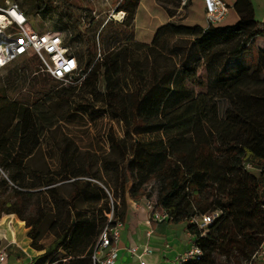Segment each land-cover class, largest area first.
I'll use <instances>...</instances> for the list:
<instances>
[{"label":"trees","instance_id":"trees-1","mask_svg":"<svg viewBox=\"0 0 264 264\" xmlns=\"http://www.w3.org/2000/svg\"><path fill=\"white\" fill-rule=\"evenodd\" d=\"M38 1L40 10L47 11L48 0ZM60 1L68 8L72 2ZM140 1H121L117 11L126 13L121 23L93 19L84 29L83 21L70 13L77 26L74 36L85 43L83 50H72L79 77L85 74L81 82L63 84L41 71L31 56L22 71L36 75L29 87L44 99L28 103L21 93L0 92V217L16 214L26 222L31 246L39 252L26 264H94L108 213L114 206L115 217L124 220L128 197L146 198L168 213L166 220H151L157 232L187 225L203 253L182 264H247L264 243V48L254 61L246 60L250 44L264 35V22L256 18L252 0L236 1L235 24L210 26L177 23L172 20L175 2L158 0L171 19L144 43L134 38L132 28ZM95 22L99 39L89 34ZM15 74L19 77L18 69ZM76 93L87 101H76L85 111L97 99L104 113L122 124V135L113 128L107 135L110 152L118 157L103 155L101 169L94 170L97 162L88 152L78 157L75 140L67 139L64 144L53 141L59 169L50 175L15 163L21 132L30 124L23 120L27 106L38 134L45 137L72 114L59 116L48 103L72 105ZM111 169L114 198L99 182L109 183ZM62 181L73 186L65 202L58 197ZM42 187L56 198L57 208L61 201L67 206L66 216H55L56 234L48 245L40 241L39 231L46 207L31 201V190ZM78 201L89 207L80 208ZM211 214L216 215L206 226L193 221Z\"/></svg>","mask_w":264,"mask_h":264},{"label":"rangeland","instance_id":"rangeland-1","mask_svg":"<svg viewBox=\"0 0 264 264\" xmlns=\"http://www.w3.org/2000/svg\"><path fill=\"white\" fill-rule=\"evenodd\" d=\"M14 1L19 2L23 8L28 11V14L31 16L32 24L39 30L61 31L64 38L70 40L69 42L72 44L73 51L83 50L85 43L80 37L74 36L77 32V26L74 22V17H72L70 13H73L75 17H79L83 21L84 29L93 19L102 21L112 18L121 23L126 17V13L117 11V7L122 0H72L69 8L60 0H48L47 11L40 10L42 2L38 0ZM172 1L175 2L172 5V10L174 11L173 21L201 26L206 25L203 0H193L191 5L183 10H179V0ZM224 1L229 5L230 9L229 14L220 24H235L239 19V13L234 7L237 0ZM252 1L255 7L256 18L264 22V0ZM158 3L160 4L161 2L158 1ZM143 8L145 12L143 10L141 11L139 18L133 23L132 28L134 29V38L144 43H150L157 29L168 21V14L155 5V0H144ZM97 24L98 22H95V24L90 27L89 34L99 39ZM181 41H194V39L183 37ZM261 48H264V35L256 37L250 44L249 51L251 56H246V60L248 59L247 61L249 62L250 60L254 61ZM26 59L27 58L19 59L0 71V92H6L11 97H15L18 93H21L19 98H22L28 103H33L42 96L29 87L30 82L32 83L38 80L36 75L34 73L29 74L26 71H22V66ZM17 69L19 77L15 74ZM201 73L203 76H206V69H201ZM23 75L27 79L26 81L20 79V76ZM61 86L62 84L58 85V87ZM195 88L198 89L197 86H195ZM45 97L48 98V96ZM42 98L44 99V97ZM72 101V105L63 101L48 103L51 110L59 116L66 115L68 112H72V114L67 116L66 119H61L54 128L48 130L49 134L45 137H41L38 134L36 124L30 111L31 107L29 105L27 106V116H24L23 120L25 117L28 118L30 124L25 126V129H23L21 133L20 142L14 159L15 163L20 165L25 164L30 169L50 175L52 171L59 169L58 152L53 141H55L54 143L64 144L67 139L75 140V145L79 147L78 157L85 158V153L88 152L91 161L97 162V165L94 166V170L97 168L101 169L100 160L103 155L108 154L107 157L109 159L118 157L116 152H110L109 144L107 143V135L110 133L111 128H113L118 135H122L124 133L122 124L107 116L102 110V102L97 99L93 100L92 106H87V111H85L84 107L76 103V101L82 104L87 102L85 98L81 97V94L76 93ZM51 137L53 140H51ZM99 174L102 177V173L100 172ZM1 175L5 176L7 172L1 171ZM109 175L110 177L107 178V180H109L108 184H105V181L101 178L99 182L110 191L111 196L114 198V190L112 187L115 184V173L112 169ZM105 176L107 177V175ZM39 190L42 191L38 192ZM72 190L73 186L68 181L58 183V197H61L63 199L62 201L65 202V200L70 197ZM31 191L35 193L31 201H35V203L40 201V203L46 207V218L40 225L39 231L41 233L40 241L48 245L53 241L56 234L55 227H53L55 216L58 214H62L63 217L66 216L67 206L66 203L61 201L62 204L57 208L56 198L46 193L44 187ZM77 204L80 208L89 207V203L86 204V202L78 201ZM55 212L57 214H55ZM26 214L36 215L35 212L31 211H27ZM3 217L8 218L3 219ZM3 217L0 218V247L7 245L11 241L12 238L9 235L11 229L12 232L15 233L17 239V242H13L9 246V250L11 251L9 253L10 258H7L5 264H26L30 262L31 259L37 255L38 251L31 246L32 240L28 236L29 228L26 226L28 229L26 231L23 229V225L19 222L20 218L16 214H7ZM24 225H26V222ZM187 232L190 233L188 229ZM27 237H29L30 240ZM28 240L30 241V245L27 244ZM22 247H27L28 252H24ZM170 247L172 248L171 245L166 246L165 249L169 250ZM188 247V242H186L184 238H179L175 250L178 252ZM170 259L173 260L174 257H170Z\"/></svg>","mask_w":264,"mask_h":264},{"label":"built area","instance_id":"built-area-1","mask_svg":"<svg viewBox=\"0 0 264 264\" xmlns=\"http://www.w3.org/2000/svg\"><path fill=\"white\" fill-rule=\"evenodd\" d=\"M193 0H179V10L191 5ZM206 26L218 25L229 14V5L224 0H203ZM36 56L41 71L50 74L63 84L81 82L85 74L79 77L80 64L72 53V48L59 30L41 31L31 22V16L23 6L14 0H0V71L15 61ZM147 207L151 210L152 219L163 221L168 219L165 210L155 209L152 201L147 199ZM216 214L204 215L201 219H193L201 227L210 223ZM123 220L114 215V206L108 213V221L103 228L93 253L94 264H114L118 243L121 237ZM151 232L148 233L151 236ZM130 252L139 264H148L146 256L154 253V249L146 244L141 249L134 245ZM203 249L193 241L190 247L181 254L177 264L197 260ZM8 257L6 248L0 250V264H5ZM247 264H264V243L255 252Z\"/></svg>","mask_w":264,"mask_h":264},{"label":"crops","instance_id":"crops-1","mask_svg":"<svg viewBox=\"0 0 264 264\" xmlns=\"http://www.w3.org/2000/svg\"><path fill=\"white\" fill-rule=\"evenodd\" d=\"M143 3L144 0H141L137 9L135 22L139 18L141 11L143 10L145 12ZM155 5L167 13L163 5L159 4L157 0H155ZM170 19L171 18L168 16V21ZM8 217H3V219H7ZM151 220V210L147 207L146 198H142L138 201H134L129 197L127 198V210L121 228V237L118 243L117 256L114 264H139L138 259L130 252V248L137 245L141 249L146 244L154 249L153 254L146 256L148 264H177V258L190 247L192 242V236L187 232V225L185 223L169 225L166 231L161 233L154 229ZM19 222L26 231L28 228L24 225L25 222L20 219ZM10 231L11 233L9 235L12 238L11 241L7 245L0 247V250L6 248L8 252L7 258H10V244L17 242L15 233L12 232V229ZM149 232L152 233L151 236L148 235ZM27 238L29 239V237ZM179 238H184V240L188 242L189 247L176 252V243ZM29 240L27 241L28 245H30ZM169 245H171L172 248L170 247L171 249L169 248V250H166V246ZM22 250L28 252L27 247H22ZM170 257H174V259L172 260Z\"/></svg>","mask_w":264,"mask_h":264}]
</instances>
